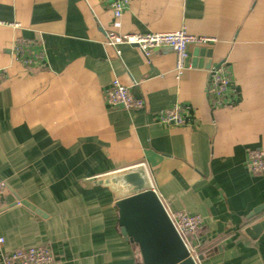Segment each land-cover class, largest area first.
<instances>
[{
    "label": "crops",
    "instance_id": "obj_1",
    "mask_svg": "<svg viewBox=\"0 0 264 264\" xmlns=\"http://www.w3.org/2000/svg\"><path fill=\"white\" fill-rule=\"evenodd\" d=\"M180 29L215 42L189 45L178 79L170 49L145 59L102 44L104 30ZM18 39L42 53L35 68L14 55ZM197 49L211 51L209 70L191 66ZM222 64L234 98L215 109L206 88ZM113 79L144 108L110 107ZM174 105L183 126L157 119ZM254 149L264 151V0H130L118 19L108 0H0L1 253L47 246L56 264H135L115 205L132 194L120 179L143 167L167 212L202 219L199 264H264V231L245 233L264 219L249 218L264 204V173L245 166Z\"/></svg>",
    "mask_w": 264,
    "mask_h": 264
},
{
    "label": "built area",
    "instance_id": "obj_2",
    "mask_svg": "<svg viewBox=\"0 0 264 264\" xmlns=\"http://www.w3.org/2000/svg\"><path fill=\"white\" fill-rule=\"evenodd\" d=\"M130 0H108V5L115 19L121 17L124 7ZM15 28L18 25H12ZM215 39L208 37L192 36L180 29L169 33H150V34H128L118 35L114 32L104 30V46L136 47L143 58L148 59L154 50L170 49L175 55L174 73L176 78L182 76L187 70V60L189 57L188 46H206L214 43ZM33 43L18 39L13 48L14 55L27 68H35L38 61L42 58V53L33 52ZM118 53V52H117ZM231 75L225 69V65H219L209 72V82L206 88V95L209 105L212 108L230 107L233 100L234 91L232 90ZM106 103L112 108L123 110H140L145 106L141 98H134L129 89L122 85L117 79H113L104 94ZM186 109L179 105L163 109L157 114V119L162 124H173L183 126L186 123ZM245 166L251 175L264 173V151L262 149L248 150L246 154ZM5 184L0 180V196L4 191ZM167 212V211H166ZM177 233L183 240L188 249L190 257L199 264L198 244L196 235L201 230L202 219L199 216H191L185 212H167ZM190 238H194L193 240ZM3 242L0 239V244ZM0 260L3 264H56L55 257L47 246H37L31 248L17 249L9 254L0 252Z\"/></svg>",
    "mask_w": 264,
    "mask_h": 264
},
{
    "label": "water",
    "instance_id": "obj_3",
    "mask_svg": "<svg viewBox=\"0 0 264 264\" xmlns=\"http://www.w3.org/2000/svg\"><path fill=\"white\" fill-rule=\"evenodd\" d=\"M210 50L197 49L191 62L193 68L210 69ZM207 60H198V57ZM127 185L131 195L116 202L117 227L124 241L138 251V264H196L187 247L174 228L156 193L150 189L143 167L123 175L120 179ZM23 205L35 209L28 203ZM264 211V204L252 211L249 218ZM264 231V219L245 229V233L256 239ZM198 256V261L202 260Z\"/></svg>",
    "mask_w": 264,
    "mask_h": 264
},
{
    "label": "trees",
    "instance_id": "obj_4",
    "mask_svg": "<svg viewBox=\"0 0 264 264\" xmlns=\"http://www.w3.org/2000/svg\"><path fill=\"white\" fill-rule=\"evenodd\" d=\"M200 232V231H199ZM199 232H198V234L196 235V237L195 238H197L198 237V235H199ZM193 240L194 238H190V240ZM204 248V247H203ZM202 247H200V248H198V250H199V254L202 256V255H205L207 252H208V250L207 249H203ZM139 261H140V259H139V257L135 260V264H138L139 263Z\"/></svg>",
    "mask_w": 264,
    "mask_h": 264
}]
</instances>
